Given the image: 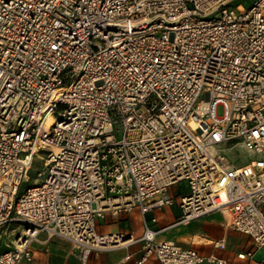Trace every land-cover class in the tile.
Masks as SVG:
<instances>
[{
  "label": "built area",
  "instance_id": "obj_1",
  "mask_svg": "<svg viewBox=\"0 0 264 264\" xmlns=\"http://www.w3.org/2000/svg\"><path fill=\"white\" fill-rule=\"evenodd\" d=\"M182 185L177 224L220 212L264 248V0H0V264L56 240L85 263L142 244L136 264H229L157 242L145 217ZM135 210L143 237L99 232Z\"/></svg>",
  "mask_w": 264,
  "mask_h": 264
},
{
  "label": "crops",
  "instance_id": "obj_2",
  "mask_svg": "<svg viewBox=\"0 0 264 264\" xmlns=\"http://www.w3.org/2000/svg\"><path fill=\"white\" fill-rule=\"evenodd\" d=\"M185 186L174 187L169 195L176 199L170 207L157 210L145 218L151 229L157 231V242L173 241L184 249H194L203 257L216 256L228 260L229 264H256L264 258V248L256 249L253 239L245 234L225 228L224 216L215 212L192 221L188 225L177 224L181 215L179 208L180 197L186 193ZM264 211V207H263ZM156 222H152V220ZM99 232L103 234L121 232L133 235L135 239L143 237L145 232L144 217L139 210L119 216L108 215L105 220L98 222ZM8 229L0 240V254L8 251L12 237ZM45 239V236H42ZM224 240L227 248L222 250L214 242ZM8 241L10 243H8ZM253 253L252 258L241 259L240 255ZM144 255L142 244L128 249L92 254L85 263L80 253L65 242L56 240L50 243L37 244L34 247L32 261L22 264H136ZM129 256V258H127ZM143 264H161L151 257ZM203 264H209L205 262Z\"/></svg>",
  "mask_w": 264,
  "mask_h": 264
},
{
  "label": "rangeland",
  "instance_id": "obj_3",
  "mask_svg": "<svg viewBox=\"0 0 264 264\" xmlns=\"http://www.w3.org/2000/svg\"><path fill=\"white\" fill-rule=\"evenodd\" d=\"M247 6H249V3H246ZM218 114L221 116L223 115V108H219L218 109ZM239 156L238 158V164H243L248 162L249 160L255 158L252 155L248 154V153H244L242 151L237 150L236 156ZM230 159L232 160V162L237 161V159L235 160V153H230L229 154ZM44 166V161L41 159H38L33 167V169L31 170V172L29 173V178L27 180V182L24 183L22 190L26 189L29 186H32L36 183V178H37V174L40 171V169H42V167ZM10 240H14V236H12L11 238H9ZM8 243H10L8 241Z\"/></svg>",
  "mask_w": 264,
  "mask_h": 264
}]
</instances>
